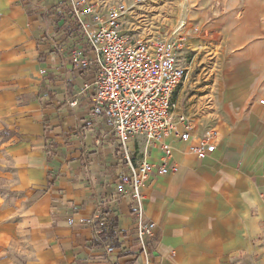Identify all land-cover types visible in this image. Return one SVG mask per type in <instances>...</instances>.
Listing matches in <instances>:
<instances>
[{
    "label": "crops",
    "instance_id": "crops-1",
    "mask_svg": "<svg viewBox=\"0 0 264 264\" xmlns=\"http://www.w3.org/2000/svg\"><path fill=\"white\" fill-rule=\"evenodd\" d=\"M63 8L0 0V264H264V77L260 86L249 68L226 78L207 123L218 129L215 152L200 159L178 142L179 171L146 182L144 220L155 224L146 256L133 200L116 190L117 136L86 95L69 104L84 80L67 56L74 32ZM142 145L129 142L136 156ZM112 223L120 246L104 238Z\"/></svg>",
    "mask_w": 264,
    "mask_h": 264
},
{
    "label": "built area",
    "instance_id": "built-area-1",
    "mask_svg": "<svg viewBox=\"0 0 264 264\" xmlns=\"http://www.w3.org/2000/svg\"><path fill=\"white\" fill-rule=\"evenodd\" d=\"M142 1L63 0V9L74 32L67 56L76 75L84 80L69 104L75 106L78 97L86 95L91 116L103 119L117 136L124 170L116 190L133 200L138 216L135 237L148 256V238L155 224L144 220L146 182L154 174L179 171L173 159L178 142L186 143L187 153L200 159L212 155L218 129L212 126L200 132L191 111L175 99L191 75L184 59L187 19L169 36L134 38L124 31L125 22ZM192 30L196 34L203 31L198 25ZM134 138L143 141L142 156L129 147ZM153 148L161 151L157 160L151 159ZM105 249L109 254L115 251L110 245Z\"/></svg>",
    "mask_w": 264,
    "mask_h": 264
},
{
    "label": "rangeland",
    "instance_id": "rangeland-1",
    "mask_svg": "<svg viewBox=\"0 0 264 264\" xmlns=\"http://www.w3.org/2000/svg\"><path fill=\"white\" fill-rule=\"evenodd\" d=\"M183 19L188 21L184 59L191 74L183 106L198 128L207 129L216 118V91L226 78L250 68L263 85L264 0H143L123 28L134 38L169 36ZM195 25L202 33L192 30Z\"/></svg>",
    "mask_w": 264,
    "mask_h": 264
},
{
    "label": "trees",
    "instance_id": "trees-1",
    "mask_svg": "<svg viewBox=\"0 0 264 264\" xmlns=\"http://www.w3.org/2000/svg\"><path fill=\"white\" fill-rule=\"evenodd\" d=\"M69 27H70V25L68 26V28ZM69 33H73V30L70 29ZM115 228H116V225L114 223H112L110 228H109V230L107 231V233H104V238H108L110 240H113V242H115V245H119L120 246V242L118 240Z\"/></svg>",
    "mask_w": 264,
    "mask_h": 264
}]
</instances>
